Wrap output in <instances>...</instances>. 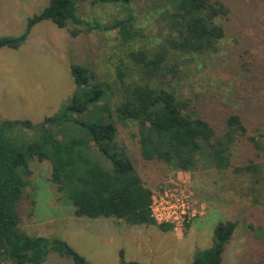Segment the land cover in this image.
I'll return each mask as SVG.
<instances>
[{
	"label": "trees",
	"instance_id": "obj_1",
	"mask_svg": "<svg viewBox=\"0 0 264 264\" xmlns=\"http://www.w3.org/2000/svg\"><path fill=\"white\" fill-rule=\"evenodd\" d=\"M95 1L121 5L127 16L110 24L90 23L78 15L77 0H49L28 20L23 34L0 37V48L17 49L45 20L60 29L73 24L85 25L88 31H116L123 44L135 41L126 58L137 72L130 83L118 72L122 101L113 107L111 87L98 82L86 67L73 64L76 90L58 114L38 125L29 123L30 133L18 137L5 133L14 123L0 126V264H44L53 252L74 264H91L65 241L31 236L21 229V200L30 185L29 165L34 159L50 163V181L73 205L75 217L157 225L151 213L153 192L120 144L117 122L138 125L145 161L184 172L229 170L236 177L253 175L259 181L264 167V0H162L154 10L166 32L141 45L130 7L133 0ZM230 26L239 36L240 58L249 60L242 64L245 71L239 83L215 100L218 110L206 113L191 98L170 90L161 73L165 68L174 71L177 58L219 54ZM80 33L79 28L71 31L73 36ZM238 102L242 108H234ZM159 227L172 229L169 224ZM236 228V222H219L212 246L197 250L191 264H223ZM120 256L121 264H141L125 261L123 252Z\"/></svg>",
	"mask_w": 264,
	"mask_h": 264
},
{
	"label": "rangeland",
	"instance_id": "obj_2",
	"mask_svg": "<svg viewBox=\"0 0 264 264\" xmlns=\"http://www.w3.org/2000/svg\"><path fill=\"white\" fill-rule=\"evenodd\" d=\"M161 1L131 2L136 29L142 35L137 45L149 39L150 42L157 40L166 32L160 15L154 10L162 6ZM48 5L49 0H0V37L23 34L28 20ZM77 13L86 22L103 24L127 16L125 7L95 0H77ZM74 28H79L81 33L71 35ZM232 28L230 26V35L219 45L221 51L216 56L177 58L173 60L178 62L174 71L165 68L161 73L170 90L191 98L206 113L218 110L215 100L233 89L244 76L242 64L249 60V57L240 58L239 36ZM132 49H135V41L123 44L116 31H88L85 25L75 27L73 24L60 29L48 20L36 25L19 48L0 49V126H4V122H9V126L14 123L5 133L18 137L30 133L28 125L22 123L38 125L58 114L76 90L70 71L73 64L86 67L98 82L108 84L113 92L111 104L117 106L122 101L118 72L125 74L127 83L135 80L137 73L135 64L126 58ZM240 106L238 102L234 108ZM113 118L117 121L116 116ZM116 127L120 144L157 201L162 200L165 192L170 194L175 190H184L190 196L191 216L186 222L164 230L158 222L146 226L75 217L73 205L61 198L56 185L50 181V163L34 159L29 165L30 185L21 200L20 227L25 233L65 241L91 264H121V252L127 262L190 264L189 255L212 246L215 226L221 221H233L237 228L226 247L223 264L264 261V167L258 182L253 175L236 177L229 170L176 171L164 163L143 159L135 122H117ZM106 222L125 230L112 243L97 232L105 229ZM178 236L183 239L175 243ZM135 237L138 243L151 237L143 254L139 244L133 243ZM44 264L74 263L53 252Z\"/></svg>",
	"mask_w": 264,
	"mask_h": 264
},
{
	"label": "built area",
	"instance_id": "obj_3",
	"mask_svg": "<svg viewBox=\"0 0 264 264\" xmlns=\"http://www.w3.org/2000/svg\"><path fill=\"white\" fill-rule=\"evenodd\" d=\"M161 198V201H157L153 195L152 217L159 224L182 226L191 216L190 196L184 190H175L170 194L165 192Z\"/></svg>",
	"mask_w": 264,
	"mask_h": 264
},
{
	"label": "crops",
	"instance_id": "obj_4",
	"mask_svg": "<svg viewBox=\"0 0 264 264\" xmlns=\"http://www.w3.org/2000/svg\"><path fill=\"white\" fill-rule=\"evenodd\" d=\"M44 22V21H43ZM42 23V22H41ZM40 24V23H39ZM38 25V24H37ZM4 48H9V47H4ZM0 49H2V48H0ZM98 220H105V221H110V220H115V221H123V220H117V219H104V218H100V219H94V221H98ZM107 223V222H106ZM117 223V222H116ZM146 226H153V225H146ZM98 234H99V236H103V238H105V240L108 242H113V241H115V238L117 237V236H119L120 234H123L124 232H125V230L123 229V227L119 230V228L118 227H114V226H112V224H111V226H110V224H106V226H105V229H103V230H101V229H98ZM189 233H191V232H189ZM145 237V236H144ZM178 238V239H177ZM149 239H151V237H148V239H147V241H143V242H139L138 243V238L137 237H135V241L133 242V243H135V244H139V246L141 247V249L143 250L142 251V254L144 253V251H146L147 249H148V246H149ZM182 236H178V237H176L175 238V243H176V241L178 242V241H182ZM108 242V243H109ZM195 253V252H194ZM193 256H194V254H193ZM193 256H191L190 257V255L188 256V261L190 262V264L192 263L191 262V258H192V261H193ZM136 262V261H135ZM140 263V262H139Z\"/></svg>",
	"mask_w": 264,
	"mask_h": 264
},
{
	"label": "water",
	"instance_id": "obj_5",
	"mask_svg": "<svg viewBox=\"0 0 264 264\" xmlns=\"http://www.w3.org/2000/svg\"><path fill=\"white\" fill-rule=\"evenodd\" d=\"M25 124L28 125V123H22V125H25Z\"/></svg>",
	"mask_w": 264,
	"mask_h": 264
}]
</instances>
